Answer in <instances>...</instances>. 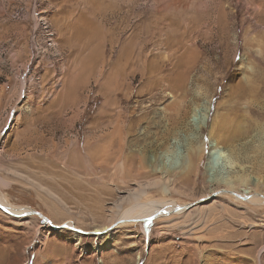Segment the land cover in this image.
Returning <instances> with one entry per match:
<instances>
[{
    "label": "rangeland",
    "instance_id": "rangeland-1",
    "mask_svg": "<svg viewBox=\"0 0 264 264\" xmlns=\"http://www.w3.org/2000/svg\"><path fill=\"white\" fill-rule=\"evenodd\" d=\"M214 143L264 196V0H0V196L51 224L0 211V264H264V204L208 180ZM137 184L186 210L120 219Z\"/></svg>",
    "mask_w": 264,
    "mask_h": 264
},
{
    "label": "bare ground",
    "instance_id": "bare-ground-1",
    "mask_svg": "<svg viewBox=\"0 0 264 264\" xmlns=\"http://www.w3.org/2000/svg\"><path fill=\"white\" fill-rule=\"evenodd\" d=\"M204 113H205V111L201 107V105L196 106V108H194L191 111L187 122L185 124H182L183 128L181 130L176 131L175 135L178 136L180 132H188L190 130H193V131L194 130H200L201 131L202 129H204V121H205ZM200 116H202L203 118L201 119ZM198 118H199V121L196 120ZM167 145L168 146L166 147L165 153H167L171 157L173 156L172 157L173 168H176L180 164V160L181 159L183 160L184 157H182V154L180 152L177 154V153H175V151H173V148L171 146L172 142L167 144ZM195 156L197 157V155H195ZM192 159L193 158H191V160ZM218 160L222 161L221 162L222 166L220 168H218L217 163H216V161H218ZM237 161L238 160L234 158L233 154L229 150H227L221 146H217L215 143L211 144L209 146V151H208V154L206 155V162H205V172H206V175L208 176V180L210 182H216L220 186L223 187L222 189H220V191H223L221 194L234 195V196L238 197L239 199H243L245 202L251 203L252 205L258 204L257 206H260L261 204H264V196H260V195L250 193V190H249L250 187H246L245 184L243 186H240V188H239V190L242 189L241 192L243 194H238V193L234 192V185H233V180H232L233 176H231L230 173L229 174H227V173L231 169H233V167L236 165ZM192 162H193V160H192ZM190 169H192V166H190V164H189L188 168L185 170L187 171ZM223 171H226V173L223 174ZM233 175H234V173H233ZM235 179H238V176H236ZM239 179H240V177H239ZM170 181L171 180H169V177L161 176L159 179L151 180V181H148L147 183L150 185H154V186H156L158 184L162 185L164 191L168 192L171 189V185L169 184ZM0 185H5V182H3V180L1 178H0ZM146 187L147 186H144L143 184H137L135 189L128 192L124 198L122 197L120 199V202L128 201V203L133 204L132 208L129 207V208L123 210L121 213L119 212L121 214L120 219L123 216L129 217V218L133 217V219H136V218L140 217L141 215H144L147 213L148 214H155V215L156 214H159V215L162 214L163 216L164 215L167 216V214H169V213L181 214L182 212H184L186 210L185 206L178 207L177 204H174L171 201L161 200V201H148V202H143V203L140 202V197H141V195H143L145 193ZM148 187H152V186H148ZM259 203H260V205H259ZM116 205L119 206L118 204H116ZM0 211H2L4 213L11 214L13 216H17V217H20L22 215L24 216V214H28V215L33 214V215H37V216L40 215L39 217L43 218L41 216V214L35 213V211L30 210L28 207H18V206H13L12 204H9L3 198V196H0ZM151 218H155V217L153 215H151ZM43 220H45L46 223H49V225H51L47 219L43 218ZM146 220H149L148 217L143 219L141 222L146 221ZM54 228L58 229V226H55ZM66 229L74 230L72 228V223L68 222L66 225ZM105 245H108V242H106ZM95 249H98V251H99V249H101V248H100V246H96ZM263 251H264V246L260 249V253Z\"/></svg>",
    "mask_w": 264,
    "mask_h": 264
},
{
    "label": "water",
    "instance_id": "water-1",
    "mask_svg": "<svg viewBox=\"0 0 264 264\" xmlns=\"http://www.w3.org/2000/svg\"><path fill=\"white\" fill-rule=\"evenodd\" d=\"M35 213H37V212H35ZM37 214H39V213H37ZM42 216V215H41ZM65 228L66 227V225L65 226H60V227H58V229H61V228Z\"/></svg>",
    "mask_w": 264,
    "mask_h": 264
}]
</instances>
